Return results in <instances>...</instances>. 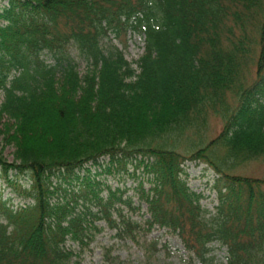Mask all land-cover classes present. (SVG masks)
<instances>
[{"label": "trees", "instance_id": "obj_1", "mask_svg": "<svg viewBox=\"0 0 264 264\" xmlns=\"http://www.w3.org/2000/svg\"><path fill=\"white\" fill-rule=\"evenodd\" d=\"M129 32L145 38L138 72L111 38ZM0 91V176L31 201L0 196V264H82L98 222L138 244L168 229L198 264H213L215 242L227 264H264V179L230 173L264 158V0H8ZM210 111L223 128L199 147L189 132L202 133ZM105 158L110 174L144 169L138 204L79 174ZM194 160L218 175L213 213L184 178Z\"/></svg>", "mask_w": 264, "mask_h": 264}, {"label": "rangeland", "instance_id": "obj_2", "mask_svg": "<svg viewBox=\"0 0 264 264\" xmlns=\"http://www.w3.org/2000/svg\"><path fill=\"white\" fill-rule=\"evenodd\" d=\"M8 0H0V8L7 5ZM113 43H115L123 52L126 59L133 64V67L138 70L136 61L141 57L144 52V41L143 35L135 33H127L123 35V40L115 39L112 35ZM75 56L78 58L79 71L83 75L89 65L87 62L75 52ZM4 100V93L0 91V104ZM7 119L5 117L0 119V130L2 129L3 123ZM223 128L222 118L210 111L206 122L205 129L199 135L196 133L189 132L191 140H195L197 146L202 147L206 145L211 139L215 138L221 132ZM189 140V139H188ZM189 140V141H191ZM183 141V140H182ZM5 146V140L3 135L0 133V149ZM184 146H180L178 151L186 152ZM15 148L12 145H6L4 149V156L13 162ZM108 159H102L100 161L101 166L87 165L90 173L87 169L79 172L80 175L88 174L92 181H100L103 186H111L112 188L119 187L125 190L127 194L125 196H132L135 204H138V195L136 194L135 188L140 182L145 183V188L148 187V176L145 174L144 169L136 168L135 163L129 162L125 167L122 166L116 173L110 174L104 171L106 168ZM185 174L184 178L187 180L190 190L202 195L201 203L204 208L210 212H214L218 205V194L214 188V184L218 178L216 172L205 162L194 160L188 161L184 164ZM231 174H241L247 176H255L257 178L264 179V158L255 159L249 161L243 165L237 166ZM12 172L9 177L11 178ZM20 184H25V179L20 177ZM71 184L67 183L64 185L67 188V197L70 199L73 195L71 188L79 190V186L82 184V178L79 180H72ZM27 187L25 184L23 187ZM71 186V187H70ZM70 188V189H68ZM18 189V186H17ZM13 186H9L5 179L0 176V196L3 199H12L14 207L22 206L23 204L31 202L28 199L23 198L18 194ZM75 192V191H74ZM102 195L106 196V192ZM146 205L143 204V209L136 212L134 218L140 220L141 216L145 214ZM124 213L131 215V212L126 208ZM100 226L104 228L102 232L97 234L94 241L83 250H79L80 260L82 264H113L110 262V258H116L114 264H198L192 262L188 256L187 251L184 248L180 238L173 234L168 229H161L156 227L153 229L148 236L141 235L139 238L140 242L135 243L130 238L122 239L116 235V230L105 227L104 222H98ZM156 244L157 251L155 252L152 244ZM166 246V247H165ZM220 244L215 242L212 244L214 248L211 253L213 258V264H227V248H219Z\"/></svg>", "mask_w": 264, "mask_h": 264}]
</instances>
